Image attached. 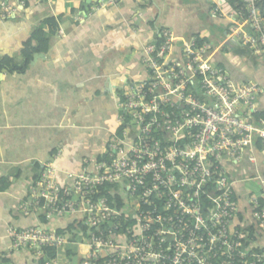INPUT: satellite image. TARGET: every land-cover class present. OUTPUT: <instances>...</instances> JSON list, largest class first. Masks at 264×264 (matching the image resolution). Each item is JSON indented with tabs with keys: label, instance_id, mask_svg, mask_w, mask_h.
I'll return each instance as SVG.
<instances>
[{
	"label": "built area",
	"instance_id": "built-area-1",
	"mask_svg": "<svg viewBox=\"0 0 264 264\" xmlns=\"http://www.w3.org/2000/svg\"><path fill=\"white\" fill-rule=\"evenodd\" d=\"M43 1L54 7L68 0ZM87 1L118 3L80 0ZM233 1L210 2L211 13L229 21L225 42L264 63L262 0H235L240 8ZM27 3L0 0V21L20 15ZM223 45L157 29L141 48L144 76L118 91V127L104 151L68 185L55 181L51 164L32 184L30 208L45 222L67 217V225L9 227L12 248L27 250L33 264H264V246L251 228H264V178L241 167L256 165L254 151L264 164L263 87L234 79L215 61ZM241 171L256 174L257 194L241 198ZM242 205L251 222L237 219ZM66 247L68 259L60 263ZM44 248H54L55 257L42 260Z\"/></svg>",
	"mask_w": 264,
	"mask_h": 264
},
{
	"label": "crops",
	"instance_id": "crops-1",
	"mask_svg": "<svg viewBox=\"0 0 264 264\" xmlns=\"http://www.w3.org/2000/svg\"><path fill=\"white\" fill-rule=\"evenodd\" d=\"M210 2L118 0L115 5L98 7L95 1L68 0L49 7L43 0H28L20 15L0 21V57L10 55L17 60L22 43L43 18L54 16L58 21L44 57L24 73L0 72V264L34 261L27 250L12 248L9 227L53 230L67 225V217L41 221L39 211L29 206L32 184L41 169L51 164L55 181L68 185L75 173L104 151L118 127V91L144 76L141 48L156 37L160 27H168L179 39L197 35L215 45L224 43L215 50V61L234 79H252L263 87L260 107L264 111V63L237 50V45L227 46L229 21L213 15ZM80 10L85 12L83 19L76 20ZM218 28L222 32L217 33ZM223 47L241 57L243 64L235 63V58L233 63L227 61ZM175 50L178 53L179 45ZM88 142L96 145L91 152ZM254 155L255 166L245 163L241 167L243 171L257 168L264 178L262 156L258 151ZM241 183L237 190L243 198L246 192ZM23 205L27 213L21 210ZM237 219L251 222L243 205ZM251 228L264 246V228ZM68 256V247L63 248L59 262Z\"/></svg>",
	"mask_w": 264,
	"mask_h": 264
},
{
	"label": "trees",
	"instance_id": "trees-1",
	"mask_svg": "<svg viewBox=\"0 0 264 264\" xmlns=\"http://www.w3.org/2000/svg\"><path fill=\"white\" fill-rule=\"evenodd\" d=\"M234 8H240L242 3L240 1H233ZM261 9L264 15V0L261 2ZM58 31V21L54 16H47L43 18L31 31L28 38L22 43L19 50V60L14 56L3 55L0 57V72L6 70L8 73H24L31 65L34 54H46L50 47V38ZM237 50L248 52L244 47ZM264 117V111L259 113ZM259 146V144H258ZM41 221L45 222L41 217ZM45 256L42 260L55 257L54 248H44ZM34 260V259H33ZM25 264H33V261Z\"/></svg>",
	"mask_w": 264,
	"mask_h": 264
},
{
	"label": "rangeland",
	"instance_id": "rangeland-1",
	"mask_svg": "<svg viewBox=\"0 0 264 264\" xmlns=\"http://www.w3.org/2000/svg\"><path fill=\"white\" fill-rule=\"evenodd\" d=\"M216 31H217V33L222 32V28H218ZM208 33H209V31L206 33H205V31H202L201 34H208ZM236 48H238V47H236ZM240 48H242V47H240ZM221 51H222V53H223V55L227 61L233 63V58H235L237 60V62H235V63L243 64L244 60L241 57H236L237 54L233 53L232 51H229L227 47H223ZM230 52H232V53H230ZM92 142H94V141H92ZM92 142H88L86 144V146L89 147V152H91L96 147L95 143L92 144ZM241 175L244 178V181L241 184H242V187L245 190V192L248 193V196L255 195L261 190L262 185L259 183L258 180L253 179L256 176V174H254V173H252L251 175L250 174H244L241 171Z\"/></svg>",
	"mask_w": 264,
	"mask_h": 264
},
{
	"label": "water",
	"instance_id": "water-1",
	"mask_svg": "<svg viewBox=\"0 0 264 264\" xmlns=\"http://www.w3.org/2000/svg\"><path fill=\"white\" fill-rule=\"evenodd\" d=\"M226 44H227V46H229L230 48H234V47L236 46V45L231 44V43H229V42H226ZM39 57H44V55H43V54H34V56H33V60H32V63H31V64H34V63L37 61V59H38ZM0 77H1V75H0Z\"/></svg>",
	"mask_w": 264,
	"mask_h": 264
}]
</instances>
